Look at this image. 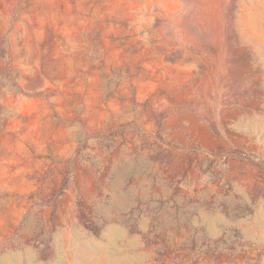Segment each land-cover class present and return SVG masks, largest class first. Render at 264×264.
Here are the masks:
<instances>
[{
    "label": "rangeland",
    "instance_id": "rangeland-1",
    "mask_svg": "<svg viewBox=\"0 0 264 264\" xmlns=\"http://www.w3.org/2000/svg\"><path fill=\"white\" fill-rule=\"evenodd\" d=\"M0 264H264V0H0Z\"/></svg>",
    "mask_w": 264,
    "mask_h": 264
}]
</instances>
